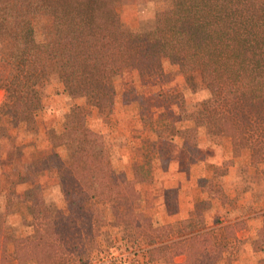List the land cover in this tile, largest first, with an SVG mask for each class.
I'll return each instance as SVG.
<instances>
[{
    "label": "trees",
    "instance_id": "trees-1",
    "mask_svg": "<svg viewBox=\"0 0 264 264\" xmlns=\"http://www.w3.org/2000/svg\"><path fill=\"white\" fill-rule=\"evenodd\" d=\"M42 17L46 22H37ZM147 26L124 29L113 0H0V137L4 124L34 131L51 69L84 101L71 106L61 132L48 133L51 153L17 173L21 185L30 184L22 193L28 214L17 229L8 222L9 203L0 212V264H138L139 253L143 264H177L179 256L180 264H217L230 255L246 221L206 226L203 217L213 201L225 203L219 178L232 165L244 188L264 199V0H171ZM170 68L207 94L186 120L204 127L210 141L229 138L232 156L207 166L213 176L201 190L208 198L194 203L188 218L156 225L140 207V169L133 180L120 176L100 135L68 120L110 109L119 73L164 80ZM197 134L195 125L183 129L192 162ZM50 171L63 196L75 195L69 214H58L42 194ZM258 211L252 244L264 251V208ZM104 229L115 231L135 259L107 256L99 243Z\"/></svg>",
    "mask_w": 264,
    "mask_h": 264
},
{
    "label": "rangeland",
    "instance_id": "rangeland-1",
    "mask_svg": "<svg viewBox=\"0 0 264 264\" xmlns=\"http://www.w3.org/2000/svg\"><path fill=\"white\" fill-rule=\"evenodd\" d=\"M170 1L113 0V3L123 28L137 31L148 27L147 24L154 21L155 13L166 9ZM46 20L42 17L37 22ZM2 70L0 64V72ZM166 72L169 74L167 79L160 80L153 75L144 80L136 71L125 70L113 79L115 95L110 109L103 114L92 109L89 116L68 120L72 126L85 125L100 135L120 176L133 180L135 169H140L138 176L143 179L136 183L143 200L140 207L156 225L183 220V213L186 214L184 218H188L194 203L208 198L201 190L203 179L212 175L207 166H221L232 156L229 138L210 141L204 127L186 120V114L202 106L207 97L206 91H192L185 76L176 74L171 68ZM42 89L43 106L36 116L34 131L4 124L7 131L0 137V212L9 203L11 214L8 222L17 229L22 226V218L28 214L22 193L30 185H21L17 173L29 170L37 159L50 154L48 133L62 131L72 105L84 106L83 100L74 99L73 93L54 69L49 71ZM3 101L4 91L0 90V107ZM194 125L198 134L194 154L196 161L192 162L191 155L183 149V129ZM170 127L174 128L173 134ZM151 143H154L152 148ZM57 151L64 159L65 149ZM246 159L245 154L238 162H245ZM220 179L227 199L225 203L212 202L210 210H205L204 224L210 226L216 219L233 220L239 216L246 221L247 227L230 241V255L217 264H261L264 262V251L253 245L252 240L255 229L260 225L257 214L259 209L264 208V199L254 198L244 188L247 185L242 182L236 165L228 167ZM40 185L45 200L57 208L58 214L73 211L75 195L63 196L51 171L41 179ZM99 243L107 256L135 259L115 231L109 233L108 229H104ZM137 255L138 264H143L141 253ZM174 260L180 264L183 257Z\"/></svg>",
    "mask_w": 264,
    "mask_h": 264
},
{
    "label": "crops",
    "instance_id": "crops-1",
    "mask_svg": "<svg viewBox=\"0 0 264 264\" xmlns=\"http://www.w3.org/2000/svg\"><path fill=\"white\" fill-rule=\"evenodd\" d=\"M152 23V21L149 23V24H147V25H150ZM141 25H142V23H141ZM168 171H170V169H168ZM128 179V178H127ZM161 202H163V200L161 201ZM188 212V211H187ZM147 215V214H146ZM184 217H186V214H184L183 213V219H185Z\"/></svg>",
    "mask_w": 264,
    "mask_h": 264
}]
</instances>
